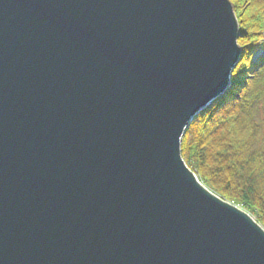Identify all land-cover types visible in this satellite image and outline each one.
Returning a JSON list of instances; mask_svg holds the SVG:
<instances>
[{"label":"water","instance_id":"water-1","mask_svg":"<svg viewBox=\"0 0 264 264\" xmlns=\"http://www.w3.org/2000/svg\"><path fill=\"white\" fill-rule=\"evenodd\" d=\"M239 37L229 0H0V264H264L181 155Z\"/></svg>","mask_w":264,"mask_h":264},{"label":"trees","instance_id":"trees-1","mask_svg":"<svg viewBox=\"0 0 264 264\" xmlns=\"http://www.w3.org/2000/svg\"><path fill=\"white\" fill-rule=\"evenodd\" d=\"M230 1L241 60L228 93L188 126L181 155L204 186L264 229V0Z\"/></svg>","mask_w":264,"mask_h":264},{"label":"bare ground","instance_id":"bare-ground-1","mask_svg":"<svg viewBox=\"0 0 264 264\" xmlns=\"http://www.w3.org/2000/svg\"><path fill=\"white\" fill-rule=\"evenodd\" d=\"M206 111V110H205ZM202 112H204V111H202ZM201 112V113H202ZM191 124V123H190ZM189 124V125H190ZM188 128V127H187ZM185 135V134H184ZM184 137V136H183ZM182 141H183V138H182ZM181 145H182V143H181ZM187 166V165H186ZM188 168V167H187ZM192 173L194 174V176L198 179V176H197V174L195 173V172H193L192 171ZM198 181L200 182V180L198 179ZM201 183V182H200ZM202 184V183H201ZM203 185V184H202ZM204 186V185H203ZM209 192H211V193H213L211 190H209L206 186H204ZM214 194V193H213ZM235 207V206H234Z\"/></svg>","mask_w":264,"mask_h":264},{"label":"rangeland","instance_id":"rangeland-1","mask_svg":"<svg viewBox=\"0 0 264 264\" xmlns=\"http://www.w3.org/2000/svg\"><path fill=\"white\" fill-rule=\"evenodd\" d=\"M229 2L231 3V1L229 0ZM232 4V3H231ZM234 8V7H233ZM261 56H263V53L260 52L255 56V60H258ZM192 172V170H190ZM225 202V201H224ZM230 204V203H229ZM256 223V222H255Z\"/></svg>","mask_w":264,"mask_h":264}]
</instances>
